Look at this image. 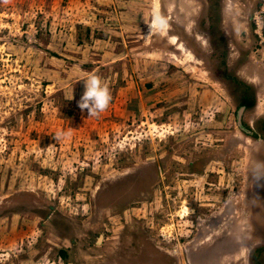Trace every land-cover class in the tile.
Returning a JSON list of instances; mask_svg holds the SVG:
<instances>
[{
    "label": "rangeland",
    "instance_id": "1",
    "mask_svg": "<svg viewBox=\"0 0 264 264\" xmlns=\"http://www.w3.org/2000/svg\"><path fill=\"white\" fill-rule=\"evenodd\" d=\"M262 3L0 0V264H264Z\"/></svg>",
    "mask_w": 264,
    "mask_h": 264
},
{
    "label": "clouds",
    "instance_id": "2",
    "mask_svg": "<svg viewBox=\"0 0 264 264\" xmlns=\"http://www.w3.org/2000/svg\"><path fill=\"white\" fill-rule=\"evenodd\" d=\"M145 23L148 25L150 32L153 30L163 29L167 25V20L163 17L157 9H153L150 16ZM149 32V33H150ZM83 83V92L76 101L77 107L83 112H87L88 117H98L105 112L112 100L111 90L107 82L95 72L85 73L79 76L75 82ZM73 86L72 95L73 99ZM72 135V130L67 131L61 129L52 135L58 142L62 139L69 138Z\"/></svg>",
    "mask_w": 264,
    "mask_h": 264
},
{
    "label": "trees",
    "instance_id": "3",
    "mask_svg": "<svg viewBox=\"0 0 264 264\" xmlns=\"http://www.w3.org/2000/svg\"><path fill=\"white\" fill-rule=\"evenodd\" d=\"M251 103H252L251 100L247 96H245L243 100L241 101V105H244V106L250 105Z\"/></svg>",
    "mask_w": 264,
    "mask_h": 264
},
{
    "label": "built area",
    "instance_id": "4",
    "mask_svg": "<svg viewBox=\"0 0 264 264\" xmlns=\"http://www.w3.org/2000/svg\"><path fill=\"white\" fill-rule=\"evenodd\" d=\"M262 13H264V0H263V3H262V6H261V10H260ZM185 264V263H184Z\"/></svg>",
    "mask_w": 264,
    "mask_h": 264
},
{
    "label": "bare ground",
    "instance_id": "5",
    "mask_svg": "<svg viewBox=\"0 0 264 264\" xmlns=\"http://www.w3.org/2000/svg\"><path fill=\"white\" fill-rule=\"evenodd\" d=\"M175 39H176L175 36H172V37H171V40H172V41L175 40Z\"/></svg>",
    "mask_w": 264,
    "mask_h": 264
},
{
    "label": "water",
    "instance_id": "6",
    "mask_svg": "<svg viewBox=\"0 0 264 264\" xmlns=\"http://www.w3.org/2000/svg\"><path fill=\"white\" fill-rule=\"evenodd\" d=\"M242 109L239 111V113H241Z\"/></svg>",
    "mask_w": 264,
    "mask_h": 264
}]
</instances>
